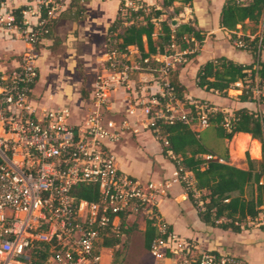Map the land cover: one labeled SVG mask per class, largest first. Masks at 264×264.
Masks as SVG:
<instances>
[{
    "label": "built area",
    "instance_id": "1",
    "mask_svg": "<svg viewBox=\"0 0 264 264\" xmlns=\"http://www.w3.org/2000/svg\"><path fill=\"white\" fill-rule=\"evenodd\" d=\"M125 5L138 6L135 0ZM63 9L60 0H37L22 11L20 24L11 10H0V29L18 33L28 46L16 67L0 71V264H111L109 255L104 257V241L112 235L120 238L132 214H141L155 228L148 249L155 259L242 264L230 254L199 249L170 228L157 200L174 184L192 189L191 172L171 151L175 165L166 179L142 181L123 172L116 165L114 146L128 122L105 114L110 92L123 87L134 93L128 113H141L142 128L164 146L159 122H182L194 131L210 126L216 108L205 100L184 101L171 82L172 72L200 48L201 40L192 33L181 38L172 34L162 51L135 59L129 57L130 46L122 53L108 51L113 70L96 77L89 110L72 123L68 107L42 106L30 91L38 78L36 47ZM248 39L252 37L236 35L232 42L245 48ZM138 75L150 76L155 87L136 85L133 77ZM243 83L236 81L230 88H240V94L264 88L259 79L254 87ZM83 183L96 185L97 200L76 198L74 188Z\"/></svg>",
    "mask_w": 264,
    "mask_h": 264
},
{
    "label": "crops",
    "instance_id": "2",
    "mask_svg": "<svg viewBox=\"0 0 264 264\" xmlns=\"http://www.w3.org/2000/svg\"><path fill=\"white\" fill-rule=\"evenodd\" d=\"M36 1L4 0L0 4V10L4 12L20 5H25L26 7L34 6ZM69 1L64 0L65 5L62 11L67 8ZM123 1L125 5L127 0ZM140 1L153 5L156 0ZM224 1L191 0L190 4H183L177 12L173 11V18L177 19V23L174 26L188 22L202 36L200 48L189 55L190 59L187 58L188 60L171 74V77L173 75L183 87L186 101L192 100L191 98L194 97L204 100L210 98L212 100V90H205L195 84L197 71L206 61L219 56H224L243 64L255 61L250 48L236 47L233 45L232 40L236 35L244 37L250 35L253 38L256 34L264 33V26L258 23L255 25L258 28L251 34L249 32L245 33L242 27L244 22L238 24L235 30H228L222 27L220 25V12ZM119 2L120 0L84 1L82 3L84 6V17L78 21H73L62 14L63 12H60L61 14L52 24L49 35L43 38L36 47L39 54L37 58L38 78L30 91H33V96L38 99V104L52 107L48 102L45 103V100L56 97L58 102H62L65 92V97L69 102H77L75 108L70 107V105H64L69 108L71 116L80 115L79 119L89 110L90 103L88 99L93 83L90 85L89 90L85 89L86 84L83 77L86 74V69L88 68L87 71L91 69L87 67L90 62L94 66V55L98 53V37L100 34H103L104 37L106 36L107 27L116 16ZM173 4L176 6L180 5L181 2L173 1L169 7L173 6ZM155 7L160 8L158 5ZM166 10L164 9V11ZM248 21L246 19V22ZM159 29L158 27L155 31L157 34L160 31ZM157 34L153 36L154 39ZM130 47L129 57H138V50L134 46ZM27 49V44L18 33H9L0 29V71H8L16 67L22 53ZM258 58L264 61V50L259 52ZM100 59L101 57H98L96 60L100 61ZM79 62L82 64L83 71H80ZM133 80L136 85H143L147 89H150L151 86L155 87L156 84L148 75L134 76ZM256 80H258L257 77ZM80 91H89L87 97L82 98ZM226 91H240V88L234 86ZM137 92L141 94L143 91ZM196 92H198V95ZM133 97V91H127L123 87H116L110 92L108 109L105 111L108 118L117 122L125 119L128 122L120 140L114 146L116 165L123 172L142 181L166 179L171 176L175 159L171 154L163 151L161 142L151 131L142 128L141 122L144 117L141 113L136 115L128 113L127 110L132 104ZM42 99H45L44 103L41 102ZM239 102L240 104L236 108L247 107L252 110L249 107L250 101L239 100ZM75 121L71 122L74 123ZM237 135H246L255 150L256 159L260 158V144L258 141L255 139L251 140L250 135L245 132H238L235 136ZM235 166L246 168L247 164L241 162ZM157 207L170 228L181 237L193 241L199 249L230 254L237 259H242L240 261L244 264H264L263 228L244 229L241 227V230L236 232L231 229L205 224L198 217V206L189 199L183 185H172L165 195L158 198ZM173 207H176L177 210ZM168 210L174 214L172 220L167 217ZM192 211L197 215L198 222L193 219L192 225L184 223L183 218L191 216L193 214ZM193 225H196L197 230H195ZM262 226L264 227V223H262ZM150 264H173V259L169 256L159 259L152 257Z\"/></svg>",
    "mask_w": 264,
    "mask_h": 264
},
{
    "label": "trees",
    "instance_id": "3",
    "mask_svg": "<svg viewBox=\"0 0 264 264\" xmlns=\"http://www.w3.org/2000/svg\"><path fill=\"white\" fill-rule=\"evenodd\" d=\"M2 1L0 0V4ZM84 1L87 0H70L67 8L61 13L73 21L82 19ZM135 1L138 6L131 8L120 0L116 16L106 30L109 44L107 51L122 53L129 46H134L139 56H145L162 51L172 34L181 38L184 34L192 33L197 39H202L199 31L188 22L171 27L166 19H160L164 14L163 8L172 5L173 1L190 4L191 0H162L160 8L148 5L144 1ZM25 8V5H20L11 9L15 23H21L22 11ZM123 9H126L127 13H123ZM246 19L254 25L261 23L264 26V0L224 1L220 12L222 27L235 30L237 25ZM154 20H158L160 25V31L155 39ZM247 48H250L254 55V62L243 64L224 56L208 60L197 71L196 86L225 95L226 90L234 82H244L249 76L254 75L264 81V61L258 58L259 52L264 50V33L256 34L250 39L245 49ZM135 58L137 57H130ZM171 82L176 87L177 95L186 101L183 87L173 75ZM87 93L80 91V96L85 98ZM249 94L242 91L239 100H250ZM211 124L215 125L218 136L227 140L238 132L248 133L251 139L257 140L260 144V159L255 162L246 151L247 167L241 168L229 163L227 156L217 158L212 155L205 158L202 155L209 154L208 151L196 133L182 122L157 123L159 136L167 140V145L164 146L161 139L159 141L164 152L171 151L175 158L180 160L184 169L191 172L193 186L186 192L193 202H195L193 193H200L202 201V207L198 209L200 220L211 226L238 232L242 223L255 219L264 207V111L256 112L247 107H239L227 115L218 109L210 115ZM74 192L77 199L98 198L97 187L94 184H79L74 188ZM259 228L264 229L263 226ZM122 230L125 232L126 229ZM155 236V228L150 221H145L144 247L147 250ZM119 243L120 238L114 235L104 241V257L109 255L111 264H121L123 261V253L117 247Z\"/></svg>",
    "mask_w": 264,
    "mask_h": 264
},
{
    "label": "rangeland",
    "instance_id": "4",
    "mask_svg": "<svg viewBox=\"0 0 264 264\" xmlns=\"http://www.w3.org/2000/svg\"><path fill=\"white\" fill-rule=\"evenodd\" d=\"M60 1H62V3L65 5L64 0H60ZM160 1L162 2V0H156L155 3H153V5L154 6L158 5L161 7ZM235 1H244V0H235ZM183 4L184 3H181L180 5H176V6L173 4V6L171 7L163 8L167 10L164 11L163 16L162 15L160 16V19H166L170 24L174 16L173 11L177 12ZM111 11H112V7H111ZM122 12L127 13L126 9H123ZM153 22H154L153 36H155L157 34L155 31L158 27L160 28V25H159L158 20H154ZM242 27L245 33L249 32L250 34L254 32L253 30H256L258 28L257 26L252 24L251 21L246 22V20L244 21ZM107 42H108L107 37L106 36L104 37L103 34H100L98 37V53L94 55V58H95L94 66H92L91 65L92 63L90 62L89 66L87 67H90L91 69L87 71L88 69L87 68L85 72L86 74L83 77L84 78L83 80L86 84L84 88L87 90L90 89V85L94 82L97 76L103 75L113 70V67L110 65L111 59H109L108 56L106 55L108 52L107 49L109 48V44ZM85 50L87 51V49ZM98 57H101L100 61L96 60ZM188 59H190V57H188ZM78 65L80 66V71H83L82 64L79 62ZM255 82H256V76L253 75V76H249V78L244 80L243 84L253 86ZM196 93L198 95V92ZM212 94H213L211 96L212 100L209 98V99H205V101H207L210 105L215 107L216 110L219 109L223 111L224 113H226L227 115L232 113V110L235 109L240 104L239 102L240 91H226L225 95L218 94L217 92L212 91ZM191 99L204 100L202 98H195V97ZM249 99H250L248 100L250 101L249 107L253 111H256V112L264 111V88L261 91H256V92H252L251 94H249ZM44 100L45 99H42L41 102L44 103ZM46 102H48V104L52 106L50 108H55V107L64 106V105H68V106L70 105V107L75 108V106L77 105V102L73 101V103H71L69 102V100H67V98L65 97V92H64V97L62 98V102H58L56 97L51 98L50 100L46 99L45 103ZM79 116L80 115H72L70 117V122L78 119ZM194 132L196 133V136L200 139V142L204 145V147L208 151L209 153L208 155L211 154L210 157L212 155L213 157H217V158H224L227 156L229 163L233 165H237L241 162L246 163L245 153L247 151L249 153L250 159L254 160L255 162L260 159V158L256 159L255 150L251 142L248 141L246 146L240 147V143L242 142L241 140H244L242 139V137L240 136L236 137L235 134L230 140L219 137L217 134L215 125L211 124L205 129H202L200 131H194ZM258 148H259V145H258ZM206 155L207 154H203L202 156L205 157ZM194 196L196 200L200 201V193L196 192ZM200 202H201V205L199 207H202V201ZM173 208L177 210L176 207H173ZM167 217H169L172 220L174 218L173 212L168 210ZM183 219H184V223H188L191 225H192L193 219H196V222H198L197 215L194 212L193 214H191V216H186ZM143 221L144 220L141 214H132L129 217V220L127 221V224L125 227L126 230L125 232H123L122 236L120 237V243L117 245L118 249L122 251L123 253V261L121 262V264H150L152 257L149 256L150 255L149 251L147 250L148 251L147 252L144 247V225L145 223ZM262 223H264V207H262V211L258 214V216L255 219L248 220L245 223H242L241 226L244 229H253V228H258L262 226ZM193 226H195V230H197L196 225H193ZM239 260H242V259H239Z\"/></svg>",
    "mask_w": 264,
    "mask_h": 264
},
{
    "label": "bare ground",
    "instance_id": "5",
    "mask_svg": "<svg viewBox=\"0 0 264 264\" xmlns=\"http://www.w3.org/2000/svg\"><path fill=\"white\" fill-rule=\"evenodd\" d=\"M236 137H238V135ZM240 137H242V139H244V140H241L242 142L240 141L241 142L240 147L246 146L247 142L250 141L249 138L246 135H240Z\"/></svg>",
    "mask_w": 264,
    "mask_h": 264
},
{
    "label": "water",
    "instance_id": "6",
    "mask_svg": "<svg viewBox=\"0 0 264 264\" xmlns=\"http://www.w3.org/2000/svg\"><path fill=\"white\" fill-rule=\"evenodd\" d=\"M177 23V19L173 18L170 22L171 26L173 27Z\"/></svg>",
    "mask_w": 264,
    "mask_h": 264
}]
</instances>
